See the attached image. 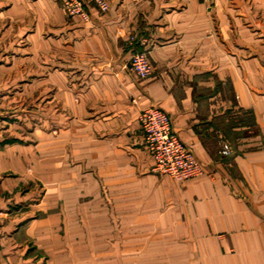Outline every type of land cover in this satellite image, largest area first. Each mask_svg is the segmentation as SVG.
<instances>
[{"label":"crops","instance_id":"0c3cea01","mask_svg":"<svg viewBox=\"0 0 264 264\" xmlns=\"http://www.w3.org/2000/svg\"><path fill=\"white\" fill-rule=\"evenodd\" d=\"M105 2L86 1L84 21L57 0H0V264H264V0ZM131 35L146 39L147 78L127 66ZM40 52L52 61L42 83ZM40 88L48 103L75 106L82 131L73 148L69 129L62 147L47 133L41 149L78 153L79 170L93 154L110 215L84 206L80 225H58L57 213H76L70 187L86 180L72 181L65 160L61 212L46 210L55 188L37 216L38 131L24 139L17 105ZM148 106L167 114L202 175L152 171L137 120Z\"/></svg>","mask_w":264,"mask_h":264},{"label":"rangeland","instance_id":"374dc122","mask_svg":"<svg viewBox=\"0 0 264 264\" xmlns=\"http://www.w3.org/2000/svg\"><path fill=\"white\" fill-rule=\"evenodd\" d=\"M39 79L40 83L44 82L43 78L46 76L45 69L48 67H52V61L47 59L45 52H40L39 58ZM56 66L57 63L55 64ZM24 77L28 78L27 75H24ZM74 92V98L77 101V95L78 91L75 90ZM47 96H50L47 94L46 89H39L37 100L31 101L30 92L23 91V97L19 100V105H17V112L22 114V131L24 132V139L28 136V132H30L31 128L37 129L38 131V137H39V170H38V180H37V187H38V193H39V200H40V210L37 213V216L41 218H45L48 213L44 212V209L48 207L49 205V198H50V192L54 190L55 188L58 189V191L55 193L57 197V201L54 203L56 204V207L53 209H46L47 211H55V212H61L62 209V187L59 185L62 183V161L68 160L70 162L71 167V178L72 181H76L77 179H81L83 183V188L76 189L75 186L70 187V194L72 196V199L75 198V202H72L71 207L72 210L74 209L75 204V210L76 213H71L70 218L69 217H62V213L60 214L61 217L59 219L58 225L60 227L63 226H75L77 227L81 223H79L77 210L81 207V210L86 206L87 213H94L95 210L102 209V213H107V215H110L111 213V199H110V187L107 185H101L99 184L96 186L94 184V178H95V167L93 164V154L87 153L85 164L86 167H83V164L78 169V164L82 159H80L79 154H71L70 158L68 155H64L62 153H47L45 150L41 149V146L46 147V134L49 133V135L52 136L55 142V146L60 145L62 147L63 142V130L62 128L65 127V130L69 129V137L70 142L68 143L71 147L73 144L76 145L78 143L77 135L82 132L79 128L80 125L78 117L74 115V109L75 106H67V108H63V106L59 105L58 103L52 104L47 102ZM35 97V96H34ZM51 97V96H50ZM67 109V110H66ZM68 109L70 112H68ZM63 112L65 113V116H63ZM70 116V117H68ZM65 119V121H64ZM53 132L55 134H53ZM91 132H87V135L85 136V143L91 144L95 139L91 136ZM76 137V138H75ZM66 140V138H65ZM66 142V141H65ZM67 144V142H66ZM42 147V148H43ZM73 148V147H72ZM71 148V149H72ZM94 156V155H93ZM51 163L50 165H53V163H56V168L60 169V171L53 170L52 168H49V166H43L45 163ZM57 163H60L59 165ZM58 165V166H57ZM60 174V175H59ZM168 177V176H167ZM198 177V176H197ZM170 178V177H169ZM174 180V179H173ZM176 181V180H175ZM179 182V181H178ZM58 184V185H57ZM78 185V184H77ZM85 185V186H84ZM60 186V187H59ZM49 193V194H48ZM53 195V194H52ZM74 211V210H73ZM93 224V223H92ZM79 234L74 235V237H79Z\"/></svg>","mask_w":264,"mask_h":264},{"label":"built area","instance_id":"2783aa9c","mask_svg":"<svg viewBox=\"0 0 264 264\" xmlns=\"http://www.w3.org/2000/svg\"><path fill=\"white\" fill-rule=\"evenodd\" d=\"M61 3L68 17H79L89 20L85 2H91L101 11L108 9L105 0H57ZM146 43L144 37L131 35L126 42L131 53L127 62L128 68L140 79L151 74V66L145 51L140 48ZM142 134V147L152 159V171L167 175L182 182L204 173L202 165L194 157L191 150L172 131L169 117L159 108L148 106L142 108L137 116ZM223 152H230L223 145Z\"/></svg>","mask_w":264,"mask_h":264}]
</instances>
